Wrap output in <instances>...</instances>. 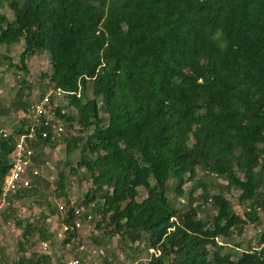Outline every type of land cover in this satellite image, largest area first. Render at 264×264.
I'll list each match as a JSON object with an SVG mask.
<instances>
[{
  "label": "trees",
  "instance_id": "1",
  "mask_svg": "<svg viewBox=\"0 0 264 264\" xmlns=\"http://www.w3.org/2000/svg\"><path fill=\"white\" fill-rule=\"evenodd\" d=\"M4 5L12 18L0 13V46L23 40L24 47L16 63L0 54L20 79L9 104L0 103V118L28 111L26 60L46 52L50 72L41 77L66 98L67 110L55 114L81 134L65 129L63 168L50 181L41 174L47 156L40 157L59 141L42 137L50 128L39 126L31 139L32 185L7 199L21 206L36 197L46 210L21 216L20 206L6 207L2 221L20 229L21 239L11 257L0 245V264H48L33 237L52 241L45 222L53 216L68 227L60 240L66 251L74 208L90 203L86 243L109 247L118 236L123 251L136 243L143 264H264V233L255 247L243 238L247 224L264 223V0H0ZM29 123L0 137V194L15 137ZM70 175L90 182L75 200ZM218 178L226 184H211ZM231 188L240 191L242 213L225 195Z\"/></svg>",
  "mask_w": 264,
  "mask_h": 264
},
{
  "label": "rangeland",
  "instance_id": "2",
  "mask_svg": "<svg viewBox=\"0 0 264 264\" xmlns=\"http://www.w3.org/2000/svg\"><path fill=\"white\" fill-rule=\"evenodd\" d=\"M0 13L6 14L9 19L12 18V13L10 9H8L7 6H2L0 8ZM24 44L23 40H21L18 43H14L8 47L6 46H0V54H5L9 58L12 59L13 63L18 62L19 54L23 50ZM27 67L29 69L27 77H25L28 80V83L30 85L29 90V101L31 102V105L39 102L40 100H43L47 98V105L45 104V108L49 110L50 112L54 111L55 108L61 107L63 111H66V98L64 94L59 92H54L51 89H49L46 85V79H43L41 77L42 73L49 74L50 72V66L48 62V57L46 52H37L34 56L26 60ZM22 72H19L21 74ZM0 76L2 77V84L0 89V103L1 105L7 106L9 104L10 99L15 95V92L20 86V83H18L20 80L18 77H15L13 74V71L8 68L7 64L0 62ZM31 107V106H30ZM30 107L28 111L23 110H12L10 114L7 117L0 118V126L1 130L6 131L7 133L10 132L14 126L20 125L22 122L25 123V120L29 118L30 114ZM66 126V131L70 132L71 134H81L78 132V125H73V127H68V124ZM40 157V160H43L47 156L48 164L45 165L44 171L41 172V174L48 178V180H53V176L56 177L57 171L59 168H63L64 160L66 157L65 154V144L64 141H59L57 145H54V147H49L46 152L43 153ZM78 158V150H76L72 155L71 159L76 161ZM210 176V175H209ZM211 177V176H210ZM69 178L72 180L69 195L72 200H75L76 198L80 197L90 186L89 180H85L84 178H81L76 175H70ZM226 184V181H224L221 178L213 179L212 183L213 185L217 184ZM191 182L186 181L183 184V188L185 191H188L190 188ZM214 189V188H213ZM264 189V188H263ZM44 194H49V190L44 189ZM140 195L138 196V199H141L145 195V191L142 187H139ZM201 192V189H198L195 192V195H198ZM240 193L239 190L235 188H231L229 192H226L225 195L229 200L232 202L235 210L239 213H242L241 206L238 205V194ZM38 199L36 197L29 198L28 200H25V202H21L19 215L21 216H27V215H36L38 216V212L40 210L45 209V205H39ZM209 206V205H208ZM46 210V209H45ZM42 221V219H40ZM48 222V223H47ZM47 222H45L50 231L54 234V237L52 238V241H50V248L47 250V254L50 255V262L48 264H60L59 262V256H61V253L64 255V253L67 254L66 251L61 249L60 247V240L63 237L59 236V233L61 232V226L58 224V221L55 217L51 216L47 219ZM93 224L84 223L83 230L86 232V234H90L91 228ZM264 233V223L260 226H253L251 224H247L244 230V241L247 242L248 240H251L250 242L253 243V247H255V243H257V237ZM264 237V234H263ZM21 239V230L18 229L15 225H12L10 228H4L3 229V236H2V243L3 246L6 247V252L9 253L10 257L14 255V252L17 251V244L18 241ZM238 239V238H237ZM33 240L38 243L37 235L33 237ZM110 243L109 247H104L101 245H95V246H103L108 251L109 248H111V252L108 251L109 256L112 257V259H115L116 261L113 262L114 264H143V262H146L145 255H143L141 252H138L136 248V243H130L127 246V251L121 250L120 246L118 245L119 240L118 236L113 237L111 240H109ZM131 244V245H130ZM38 245V244H37ZM90 245V244H89ZM119 246V247H118ZM25 248L27 249V255L30 253L29 245H26ZM134 248V249H133ZM137 250V251H134ZM112 254V255H111ZM16 255V254H15ZM62 255V257H63ZM14 258V257H12ZM11 260V258H10ZM106 264L102 257H96L93 256L90 257L88 264ZM111 264V263H110Z\"/></svg>",
  "mask_w": 264,
  "mask_h": 264
},
{
  "label": "built area",
  "instance_id": "3",
  "mask_svg": "<svg viewBox=\"0 0 264 264\" xmlns=\"http://www.w3.org/2000/svg\"><path fill=\"white\" fill-rule=\"evenodd\" d=\"M46 101L47 98L31 105L29 118L27 119L30 123L25 125L27 132L15 137L14 148L9 155L10 167L3 180V188L0 194V245H3V229L12 226L10 220L7 221L6 224L3 223L1 217L3 211H6V207L10 204L13 207L20 206L19 200L14 198L9 201L7 196L10 193H17V191L21 189L30 188L32 185L29 176L30 166L32 164L31 157L34 154V150L31 147V139L38 133L37 130L40 128V125H46V127L49 125L50 129H42L40 134L42 137L49 136L53 141H60L66 129L64 122L55 114V111L50 112L45 108V104L47 105ZM7 135L8 133L6 131L0 130V137H7ZM43 171L44 168L41 172ZM39 172L40 171L35 168L31 169V173L34 175L39 174ZM93 206L94 203H90L87 206H75L74 212L76 216L73 225L71 226L75 235L64 244L67 254L63 259L62 264H88V261L92 256L94 258L106 257L107 261H112V257L109 256L106 248L86 243V239H88L90 234H86V232L82 230L84 223L91 224L90 222L93 218L91 209ZM58 207L60 210L63 209V203H59ZM66 230H68V227L66 225H61L59 236L65 238ZM38 248L43 252H47L50 248V243L46 240H39ZM150 252H153V250L151 249ZM15 258L17 259V257Z\"/></svg>",
  "mask_w": 264,
  "mask_h": 264
}]
</instances>
